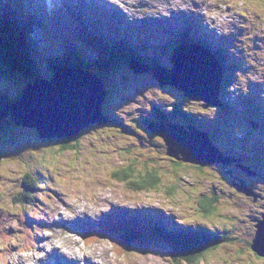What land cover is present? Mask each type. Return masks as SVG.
I'll return each mask as SVG.
<instances>
[{"label": "rangeland", "instance_id": "1", "mask_svg": "<svg viewBox=\"0 0 264 264\" xmlns=\"http://www.w3.org/2000/svg\"><path fill=\"white\" fill-rule=\"evenodd\" d=\"M171 1L173 6L161 12L159 9L161 7L153 6L154 3H151L150 6H153L156 13H148L162 16L166 12L171 13V18H174L171 23L174 24L175 30L186 28L192 31L193 28L189 25L195 23L202 31L211 35L212 41H217L213 36L218 35L222 46L228 49L227 51L223 49L222 52L225 60L229 58L240 62V66L236 64L229 71L233 77L227 91L225 89L220 91L219 100L224 102L225 98L227 104L220 105V108L217 106L203 108L201 101L188 99L182 91L171 84L161 87L151 71L136 73L133 69L124 68L109 78L111 85L118 86V91L113 93L112 98L108 95L107 104L109 108L115 107L111 113L115 114L118 122L131 125L135 128V133L129 127L127 128L130 131L126 128L118 130L115 125L108 128L95 126L94 130L93 126L89 127L87 124L82 135L77 138L80 141L78 140L79 145L74 150L73 156L71 148L76 146L72 143L77 139L67 142L68 147L63 148L60 141H53L56 144L42 142L37 135H33L36 132L28 125L23 129L15 127L8 119L0 121V134L8 132L2 138L5 155L0 152V163L4 166L2 175L5 177L0 175V190H2L0 191V223L3 228L6 227V231L12 233H16L19 229L17 221L11 219L16 214L7 211V207L12 211H17V207L12 205L5 193L10 191L12 194L16 189H21L23 182L32 189L30 178L26 175L20 176L29 172L38 182L35 194L39 196L37 201L40 208L37 216L29 215L35 217L32 219L43 221L44 224L41 225H46L42 229L36 226L34 234L37 241L32 249L23 248L25 242L21 237L3 242L0 234V248L10 250L14 246L20 247L19 251L4 255L0 264H19L20 259L26 256L34 258L38 250L50 246L45 239L50 238L51 234L65 237L73 228L69 225L64 227L60 223V215L72 216L75 211L82 214L80 209L84 206L82 202L91 201L102 185L104 187L98 193L97 199L92 201L94 203L99 201L102 204L100 207L107 209L108 205L112 204L127 219L130 217L126 229L145 230L141 222L149 215L173 229H176L177 225L185 228L191 225L214 231L222 236L226 232L231 239L209 251L206 258L198 264H264V259L256 256L249 247L255 231L253 219L257 221L264 213V202L259 201V199L264 200V130L261 134L260 128L255 129L249 121L251 119L246 115L247 107L252 112L255 110V113L260 114L258 120L264 124V98L260 101V96H256L255 101L248 100V96L260 94L258 89L264 93V75L261 74L264 73V0ZM127 2L131 1L127 0ZM143 3L148 5L147 0H143ZM188 7L190 11L187 10ZM179 9H184V12L180 13ZM164 27L157 21L151 22L147 31L151 30L152 37H149L150 42L147 46L151 60L159 57L163 63H166L169 51L172 48L171 52H173L177 46L171 44V39L178 41L179 35L166 31ZM26 29L30 35L32 28L26 26ZM139 37L145 38L146 35L141 34ZM70 42L83 49L90 47L79 38H73ZM122 53L123 50L121 56L125 54ZM84 57H87L85 52ZM114 58L117 59V56L114 55ZM118 58L122 60L120 56ZM207 59L214 66V62L208 57ZM89 65L92 67V64ZM239 68L245 72L244 75ZM17 76V80L3 84L12 97L19 91V85L21 87L25 81V79L21 81L20 75ZM183 77L185 79V76ZM176 78L185 82L179 76ZM107 87L112 90L110 86ZM113 90H117V87ZM194 93L210 97V93L204 91H194ZM18 94L16 93L15 97ZM128 97L130 99H127ZM25 98L29 99L28 95H25ZM36 99L42 104L52 102L49 96L39 95ZM153 104L163 109H177L181 104L182 109H185L188 115L197 118L199 126L203 127L202 130L212 137L213 146L218 147L223 153L216 149L218 155L227 158V160L223 158L225 163H213L209 168L190 161H175L168 157L161 143H157L160 137L157 140L156 136H153L156 140H151L149 138L151 133L146 127L130 117L129 110L133 109L132 113L138 116L159 120L160 116L157 114L154 117V111H151L150 106ZM118 107L119 109H116ZM127 107L131 109H125ZM19 114L27 116L24 110L19 111ZM30 130L32 134H29ZM161 136L164 137L162 134ZM147 142H150L148 146H146ZM176 146L177 149L180 148L178 144ZM166 148L176 149L168 144ZM65 149L68 151L64 152ZM72 157L73 159L69 160ZM133 160L146 162L145 166L143 164L137 166L136 171H141L145 175L146 171L152 170L158 178L159 185L156 188L147 192H131L125 183L112 178L111 172L131 165ZM175 164H179L180 167ZM100 171L102 172L98 174ZM18 175L22 178L19 179L20 181L17 180ZM98 175H102L100 178L105 179V184ZM238 178L242 179L240 183L253 188L258 195L256 200L235 191L232 186L235 182L232 181H238ZM172 186L174 188H171ZM203 197L214 198L213 212L210 216H204L200 208L198 209V200ZM61 204L66 206L61 207ZM54 206L56 210H53ZM53 219L56 220L52 223ZM151 231L150 229L149 232ZM73 232L82 240L81 245H83V234L79 231ZM128 243H133L129 252L119 257L112 252L108 238L100 239L91 247L95 251L107 252L108 264H174L173 257H169L171 246L166 240H137ZM86 250H89V246H86ZM95 251L92 252L96 253ZM177 259L182 257L177 256ZM190 263V260L185 259L180 262V264Z\"/></svg>", "mask_w": 264, "mask_h": 264}, {"label": "water", "instance_id": "2", "mask_svg": "<svg viewBox=\"0 0 264 264\" xmlns=\"http://www.w3.org/2000/svg\"><path fill=\"white\" fill-rule=\"evenodd\" d=\"M178 64L179 61H177L176 65ZM185 67L188 70L189 75H178L185 82L180 81L176 78V76L170 77L163 74L162 76H156L157 80L159 81V84L162 86L165 84L174 85L177 88L184 90L185 94L189 98L196 100H206L208 97L195 94L194 91H204L207 94H213V101H210V103H215L216 95L218 92L217 87H219L221 80V73L219 68L216 67V65H211L206 57L198 54L194 55L193 59L188 60ZM200 72L202 73V76L199 75ZM183 76H185V79ZM89 80L90 81L80 77H68L61 80L58 79L57 81L52 82L48 84L45 88H43V90L45 91L44 93H46L47 96L52 99V102H47L48 105H46V103L37 104V99V102L36 100L34 102H30V105L32 106L37 105L36 110L38 112L42 113L40 109H43L48 114V116H40V120H37V114L33 109H26L28 113L27 118H24L22 116L21 118L18 117L20 115L16 113L15 109L25 107V97L23 96L12 109L11 115L13 120L17 123L22 124H28V120L30 119L37 120L39 121L37 125L42 126L41 128L45 126L48 130H51L49 124H55L57 126V131L54 133V136H60V134L64 135L63 133L71 129L75 121H79L75 132L68 137L75 136L77 134L76 132L79 131L81 127L91 122H99L100 119V115L98 114V111L100 109H90L88 107L89 105L85 104V99H88L86 102H90L91 98H83L81 95L85 90H103L102 87L98 86L92 88L89 84L91 81L98 83L100 82L99 79L89 77ZM104 96L105 92L100 98L98 104H101L104 99ZM46 106H48L49 109H46ZM203 106L206 107V105ZM61 112H63V114L67 117V122L65 118L64 123L60 121L59 117ZM189 128V130H185L179 126H172L171 130L167 132L169 135H171V137L174 138V145L172 147L176 148L174 150H168L169 155L174 156L176 158H180V153L182 155L183 160L201 163L203 165L211 164L213 162L225 163L224 159L227 160V158L223 159L222 156L221 158L218 153L215 152L216 149L212 146L209 138L205 134L199 132L194 127L190 126ZM41 136L51 137L46 133H41ZM200 136L204 138L206 143L205 148L203 150H200L197 147V141H199ZM176 144L180 146L179 149H177ZM238 189L246 192L244 188ZM256 228H258L257 236L253 241L251 247L255 252H257L259 256L264 257V220L258 221V223L256 224Z\"/></svg>", "mask_w": 264, "mask_h": 264}, {"label": "trees", "instance_id": "3", "mask_svg": "<svg viewBox=\"0 0 264 264\" xmlns=\"http://www.w3.org/2000/svg\"><path fill=\"white\" fill-rule=\"evenodd\" d=\"M2 26H0V76L2 75L5 77H11L13 74V69L17 68L15 67L10 61L9 58L18 56L21 53L20 49L22 48L20 39L18 38L19 32L12 29L9 25H6L4 21L1 23ZM114 67L118 65V60L114 61ZM98 65V64H97ZM34 65H31V68H33ZM102 69V68H101ZM14 76V75H13ZM156 86V84H155ZM156 88V87H155ZM7 95L8 92H7ZM11 96V95H9ZM16 98V97H15ZM11 104V99L9 98H0V119L4 118L6 115H8L9 107ZM186 111V110H184ZM59 140H65V138H61ZM48 142L53 143V139H47ZM53 144H56L54 142ZM67 144L63 146V148H66ZM173 160L175 161H181L182 159H178L176 157H173ZM145 161H136L133 160L127 167L118 169L115 172L114 178L117 181L123 182L127 185L128 189L132 192H140V191H149L153 188H156L158 184V178L155 176V173L150 170L146 171V174L143 175L141 171H136L137 166L140 164H143L145 166ZM222 164V163H221ZM175 166H179V164H175ZM209 168H211L210 164L205 165ZM171 188H174L172 186ZM27 200L19 197L16 200V203L19 204H26ZM198 209L202 211L203 215L207 216V214H211L212 212V200H208V203L205 205L198 204ZM191 229H187L186 233L183 232H176L169 234L165 231L155 230V232L163 237L168 238L176 247V253L172 252L173 257V263L174 264H180L182 260H190L191 263H197L202 257H205L208 253V250L225 243L229 240V238L226 236L227 233H223V236L221 234H213L215 232L213 231H205V230H199L194 231L196 233H192L189 231ZM139 238H144L142 235H135L132 233V235H128L127 239H113V244L116 249V254L121 255L123 252H126L127 246L125 244L123 245L122 241L126 244H129L128 241L138 240ZM121 247V248H120ZM179 249H182L184 251H180ZM173 251V250H172ZM177 256H181L182 260L177 259Z\"/></svg>", "mask_w": 264, "mask_h": 264}, {"label": "bare ground", "instance_id": "4", "mask_svg": "<svg viewBox=\"0 0 264 264\" xmlns=\"http://www.w3.org/2000/svg\"><path fill=\"white\" fill-rule=\"evenodd\" d=\"M4 2L6 3V5L8 7L11 5L10 0H4ZM98 2H100V0H90L91 5H94ZM75 4H77V3L75 2ZM145 5H147V4H145ZM161 7L162 8H159L160 12L168 9V8H164L163 6H161ZM183 10L184 9H179L178 11L184 12ZM187 10L190 11L189 7ZM170 14L171 13L166 12L163 14V16L161 14H158L156 17H154V16L150 15L147 11H145L142 16H147L150 18L154 17V19L157 21V23H159L162 26L167 27L168 32H175V29L173 28L174 24L171 23L172 18L170 17ZM168 15H169V21H167ZM75 23L79 27H81L80 20H76ZM190 54H191L190 52L185 50L184 52L179 53L178 55H174L173 67H172L171 72L169 73L170 77L173 75H186V76L189 75V72L186 69L185 65H186L188 60L193 59V56ZM114 55H116L117 59L119 60L118 54L115 53ZM177 61H179L178 65H176ZM87 68L90 69L92 67L90 65H88ZM199 75L202 76V73L200 72ZM89 84L92 88H94L95 86L106 88V83H103L102 79H100V82H98V83L91 81ZM103 93H104V91L102 89H93V90H85V91H83V93L81 95L83 98H91L90 102H86L88 99L87 100L85 99V104L89 105L88 107L90 109H101L102 106H101V104H98V103H99L100 98L102 97ZM41 94L43 96L47 97L46 93H41ZM13 97H15V95ZM127 99H130V98H127ZM35 100H36V96L34 94V89L32 87H30L29 101L34 102ZM191 100H196V99H191ZM36 102H37V100H36ZM130 102H132V99L130 100ZM37 104H40V102H38ZM46 105H48V103H46ZM46 109H49L48 106H46ZM40 110H41V112H44L43 109H40ZM261 111H262V109H261ZM98 114L100 116H102V113L100 112V110L98 111ZM64 118L66 119V122H67V117L63 114V112H61L59 119L63 123L65 120ZM110 122H111V119H110L109 123ZM250 122L252 123L251 125L255 129L257 127H259L256 120L252 119V121H250ZM109 123H107L105 125L98 126V128H102V127L108 128V127H112V126H114V124H116V123H113L112 125L108 126ZM26 125L39 130L41 133H44V134L46 133V134L50 135L52 139H53L54 133L57 131V126L55 124H49V127L51 128V130H48L45 126L43 128H41L42 126L37 125V122H35L34 120H31ZM197 125L199 126L198 123H197ZM190 126L196 128L193 125H190ZM199 127H201V126H199ZM167 140H168L167 144L170 147H172L174 145V138L168 137ZM79 141H80V139H79ZM77 142L72 143V144H75L74 145V146H76V147H74L75 149L78 147L77 145H79V142L78 143ZM163 145H164V149L166 150V145L165 144H163ZM205 145H206V143H205L204 138L202 136H200L199 141H197V147L200 150H203L205 148ZM60 148H62V146H60ZM62 150H63V148H62ZM100 205H102V204H100ZM113 208L114 207L112 205V207L109 208V210H108L105 207H98L97 203L93 202V206L88 207V206L84 205L80 209H81V213L83 216L89 217L95 223L98 224V223H101V221L103 220V216L107 212H110ZM82 215L77 211H75L74 215H72V216H68V215L64 216L61 214L60 215V220H61L60 223L66 224V223L72 222V220L74 218L82 217ZM49 237L50 238L47 237V239H45V241H47V244H50V246L48 248L40 249L39 251H37L34 254L35 255L34 258L33 257L29 258L28 256L21 258L19 261V264H46V263H44L46 258L50 255H53V254H55V256L58 259H60L58 261V264H108L106 259L104 257H102L105 253L104 250H103V252H100V251H95V249H91L90 251L85 252L83 247L78 245L79 239L75 235L70 234L67 239H61L60 244L58 246H56L55 241L59 240V239H57L59 236L51 234ZM12 249H14V248H12ZM92 251H95L96 253H94ZM3 255H6V254H3Z\"/></svg>", "mask_w": 264, "mask_h": 264}, {"label": "flooded vegetation", "instance_id": "5", "mask_svg": "<svg viewBox=\"0 0 264 264\" xmlns=\"http://www.w3.org/2000/svg\"><path fill=\"white\" fill-rule=\"evenodd\" d=\"M136 110H137V109H134V111H136ZM169 110H171V109H169ZM205 110H206V109H205ZM129 111H130V117H133V118H135V121L140 122V119H141L142 116H138V114H134V113H132L133 110H129ZM155 111H156V115L158 114V115L160 116L159 121H161V120H172L173 117H174V116L169 117V111H168V110H159V109H155ZM176 112H177L180 116H182L183 118H187V116H186L181 110L176 109ZM168 117H169V118H168ZM249 121H252V119L249 120ZM187 122L189 123V125H193V126H195V127L198 126V125H197V123H198V119L196 120V123H195V124L192 123L190 120H188ZM113 123H116V122H115L114 118H111V122L108 124V126L112 125ZM198 127H199V126H198ZM199 128H200V127H199ZM258 128H259V127H257L256 129H258ZM259 130H260V129H259ZM161 146L164 148V145H163V144H161ZM259 201L264 202V200H260V199H259Z\"/></svg>", "mask_w": 264, "mask_h": 264}, {"label": "clouds", "instance_id": "6", "mask_svg": "<svg viewBox=\"0 0 264 264\" xmlns=\"http://www.w3.org/2000/svg\"><path fill=\"white\" fill-rule=\"evenodd\" d=\"M233 183V182H232ZM236 185V183H234L232 186H235Z\"/></svg>", "mask_w": 264, "mask_h": 264}]
</instances>
